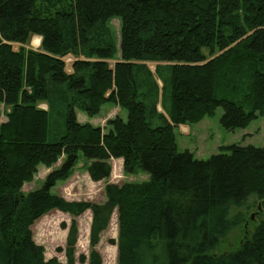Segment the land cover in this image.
<instances>
[{
  "label": "trees",
  "instance_id": "1",
  "mask_svg": "<svg viewBox=\"0 0 264 264\" xmlns=\"http://www.w3.org/2000/svg\"><path fill=\"white\" fill-rule=\"evenodd\" d=\"M32 36L38 50L24 47ZM106 103L126 121H77ZM219 108L227 131L264 115V0H0V264H62L32 238L53 210L90 212L81 264H102L95 247L114 212L117 264H264V147L225 146L206 160L177 149L175 128ZM112 159L147 180L106 184L101 204L53 192L81 160L92 181L107 179ZM244 204L255 220L230 216ZM239 226L237 248L216 253ZM77 233L72 220L65 264H75Z\"/></svg>",
  "mask_w": 264,
  "mask_h": 264
},
{
  "label": "rangeland",
  "instance_id": "2",
  "mask_svg": "<svg viewBox=\"0 0 264 264\" xmlns=\"http://www.w3.org/2000/svg\"><path fill=\"white\" fill-rule=\"evenodd\" d=\"M111 34L115 39L117 48L119 47L120 27L118 19H111L108 22ZM41 38L32 36L24 45L26 49L38 50ZM13 49H18L20 45L13 44ZM116 58H119L117 52ZM73 61L71 56L65 57V70H70ZM113 65L114 62H109ZM153 70L154 64H148ZM159 83V82H158ZM159 85H161L159 83ZM41 108L45 106L41 105ZM160 111V109H159ZM78 122L89 123L94 126L103 127L105 122L115 116L126 121L127 113L119 107L111 103L103 104L99 114L94 118H89L80 111H76ZM222 110L219 108L214 115L203 119L197 124L183 125L175 128V137L177 149L179 152L188 151L194 158L206 160L211 155L218 154L222 147L239 144L241 146L264 147V115L258 116L246 128L227 131L221 127L219 123ZM4 121V117H1ZM111 174L102 181H92L85 168V162L79 161L72 175L64 182H59L53 189V192L67 201H85L101 204L105 202L104 187L106 184H116L121 186L124 183L142 182L147 180L146 174L137 173L135 175H127L123 171V162L121 159H112ZM61 161L51 168L39 167L38 172L30 183L23 185L22 191L28 192L42 186L45 176L53 169L60 165ZM239 214L241 216L252 217L255 220L254 211L246 208V204L233 209L230 216ZM72 220L77 223V241L75 244L74 259L75 264L79 263L80 255L88 256L89 248V228L91 222V214L89 211L84 212L78 217H71L66 213L56 210L40 217L31 226L32 238L37 245L44 249V259L49 260L56 258L60 263L65 264L66 259L64 250L66 247L67 228ZM242 226L233 228L224 241L216 249V253L231 251L237 248L238 242L242 238ZM117 216L116 212L111 215V219L107 229L101 233L100 240L95 250L99 253L102 264H117ZM86 264V263H84Z\"/></svg>",
  "mask_w": 264,
  "mask_h": 264
},
{
  "label": "crops",
  "instance_id": "3",
  "mask_svg": "<svg viewBox=\"0 0 264 264\" xmlns=\"http://www.w3.org/2000/svg\"><path fill=\"white\" fill-rule=\"evenodd\" d=\"M71 71V69L68 71V72H70ZM76 118H77V114H76ZM77 121H78V118H77ZM80 123H82V122H80ZM99 126V125H98Z\"/></svg>",
  "mask_w": 264,
  "mask_h": 264
},
{
  "label": "water",
  "instance_id": "4",
  "mask_svg": "<svg viewBox=\"0 0 264 264\" xmlns=\"http://www.w3.org/2000/svg\"><path fill=\"white\" fill-rule=\"evenodd\" d=\"M252 218V217H251Z\"/></svg>",
  "mask_w": 264,
  "mask_h": 264
}]
</instances>
